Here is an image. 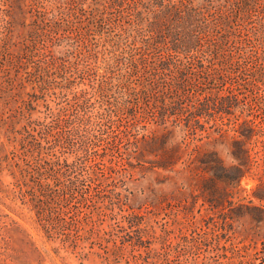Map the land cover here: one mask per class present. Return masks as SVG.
<instances>
[{
    "label": "trees",
    "instance_id": "1",
    "mask_svg": "<svg viewBox=\"0 0 264 264\" xmlns=\"http://www.w3.org/2000/svg\"><path fill=\"white\" fill-rule=\"evenodd\" d=\"M0 175L56 255L110 213L105 263L264 264V0H0Z\"/></svg>",
    "mask_w": 264,
    "mask_h": 264
},
{
    "label": "rangeland",
    "instance_id": "2",
    "mask_svg": "<svg viewBox=\"0 0 264 264\" xmlns=\"http://www.w3.org/2000/svg\"><path fill=\"white\" fill-rule=\"evenodd\" d=\"M55 86V83H53ZM55 90L50 91V96L46 97L44 100L42 98L41 92H27L35 98H39L36 101V116L33 119L39 118L38 122L43 123V125H50L49 110L55 111V109L64 107L66 102L65 98H59L60 95ZM45 98V97H44ZM71 99V96L68 97V100ZM30 100H32L30 98ZM39 128V127H38ZM39 141H42L41 139ZM224 143L230 144L233 152L235 146L234 144L223 141ZM54 142H52L53 144ZM43 146L46 144L42 142ZM217 150L220 151L222 148V142L218 145ZM66 158L67 155L64 154L62 158ZM263 157V156H261ZM72 158L69 157L68 162H71ZM126 171H130V167L126 165L124 167ZM143 178L137 174V170L133 172L132 180H134V185L140 184ZM12 179L7 176L0 175V264H109L105 263L106 250H111L114 246L116 239V244H120L119 236L126 235L128 233L133 234L130 228H117V232L110 233V230L116 228V223L114 220L110 219V213L104 217L94 216L95 227L97 231H101L96 236L89 238L84 244H81L76 251L73 253H55V242L47 241L42 233H39L30 222H27L29 217L28 208H31L28 203V197L21 198L17 196L13 198L12 189L14 188L11 184ZM241 185L246 189H252L257 185V181H242ZM107 189H112L109 187ZM27 191L26 187H23V194ZM105 193H103L104 195ZM104 199V198H102ZM102 201V200H101ZM107 202V201H104ZM26 203V205H25ZM94 206H89L87 208H80L79 217L84 219L88 212H95ZM34 211L30 212V215L34 216ZM124 213V212H123ZM146 210H144V215L146 220H148V215ZM68 221L73 220L72 213L68 214ZM164 221L161 218H153L152 226L156 229L157 235L161 234ZM92 227V228H93ZM87 229L90 226H86ZM125 229V230H124ZM171 234L178 235V228L169 227ZM114 234H117L114 235ZM112 235V236H111ZM172 235V236H173ZM133 236V235H132ZM171 236V237H172ZM134 241V240H133ZM149 240H146L144 248L139 249L138 251H127L125 258L119 260L116 264H132L134 262L133 256H138V253H142L143 256H140V264H148V262H143L142 260L146 257L145 250L147 246L151 248H159L157 243H150ZM128 246V245H127ZM160 252L161 250L158 249ZM206 255V252L201 253L202 258ZM148 261V260H147ZM225 261V260H223Z\"/></svg>",
    "mask_w": 264,
    "mask_h": 264
},
{
    "label": "clouds",
    "instance_id": "3",
    "mask_svg": "<svg viewBox=\"0 0 264 264\" xmlns=\"http://www.w3.org/2000/svg\"><path fill=\"white\" fill-rule=\"evenodd\" d=\"M231 145L222 142V148L218 151V155L224 163L225 167L232 166V162L235 161V157L231 155Z\"/></svg>",
    "mask_w": 264,
    "mask_h": 264
}]
</instances>
